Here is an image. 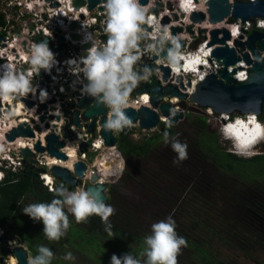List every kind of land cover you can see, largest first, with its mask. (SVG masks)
Wrapping results in <instances>:
<instances>
[{
	"label": "flooded vegetation",
	"instance_id": "flooded-vegetation-1",
	"mask_svg": "<svg viewBox=\"0 0 264 264\" xmlns=\"http://www.w3.org/2000/svg\"><path fill=\"white\" fill-rule=\"evenodd\" d=\"M170 104L185 114L177 124L172 123V133L161 119L163 123L155 132L137 128L139 132L134 134L136 139H148L167 133L170 142L163 140L146 156L128 160L122 154L125 165L107 191L106 204L115 209L110 220L139 237L150 235L153 223L171 216L179 236L205 242L212 249L214 257L207 259L209 264H239L242 258L264 264V176L245 173V169L235 171L233 163L219 158V151H235L223 134V123L216 126L208 108L188 100ZM202 135H206L205 141L200 139ZM174 138L187 144L188 158L179 163H173L177 156L171 148ZM7 232V245L0 247V256H4L3 264H18L13 249L19 244L12 247L14 235ZM191 248L186 247V254L195 253Z\"/></svg>",
	"mask_w": 264,
	"mask_h": 264
},
{
	"label": "clouds",
	"instance_id": "clouds-1",
	"mask_svg": "<svg viewBox=\"0 0 264 264\" xmlns=\"http://www.w3.org/2000/svg\"><path fill=\"white\" fill-rule=\"evenodd\" d=\"M103 8L106 15L104 32L107 39L100 41L88 37L92 42L86 50L87 55L69 59L67 64L71 74L79 77L82 73L87 81L82 85V94L99 99L110 109L104 124L105 129L119 132L132 124L124 111L128 106L130 94L140 81H146L152 75L150 68H144L142 71L135 69L141 56L144 54L160 56L163 53V58L159 62L175 65L181 58V46L176 37L169 36L167 30L161 28L158 20L149 15L148 7L141 5L139 0H103ZM149 27L152 29L151 32L148 31ZM256 29L264 30V25ZM29 59L33 71L37 74L41 69L50 71L56 64L54 53L47 42L43 41L32 46ZM31 75L32 73L27 76L19 73L11 65H0V96L26 95L34 92ZM75 83L76 81L73 82ZM47 95L45 90H41V102ZM220 118L219 121L223 123V134L233 144L235 153L245 157L257 155L255 149L264 141V121L259 115L227 113ZM246 120H249V123H245ZM165 123L172 127L170 120H165ZM164 142L165 144L170 142L167 133ZM171 148L177 154L173 163L188 158L186 143L174 138L171 140ZM0 179H3L2 174ZM49 191L56 197L50 203H32L22 210L33 221L43 223V233L48 240L58 241L70 227L65 207L74 216L76 223L86 222L93 215L99 216L105 225V232L113 236L109 217L114 215L115 209L106 204L99 194L87 190L69 191L66 187L54 186L51 182ZM144 245L141 256L146 257V260L143 264H177V257L182 247L187 246V241L177 234L176 222L169 216L151 225V234L144 238ZM53 255L50 248L41 245L38 247V255L29 258L28 264H50ZM65 259L71 260L74 257L67 253ZM110 264H142V261L131 253L120 257L113 254Z\"/></svg>",
	"mask_w": 264,
	"mask_h": 264
},
{
	"label": "built area",
	"instance_id": "built-area-1",
	"mask_svg": "<svg viewBox=\"0 0 264 264\" xmlns=\"http://www.w3.org/2000/svg\"><path fill=\"white\" fill-rule=\"evenodd\" d=\"M8 1L7 3L4 1L0 2L2 3L0 4V13L5 14L4 20L6 23L5 25L0 24V35L4 37V39L0 41V65H11L17 72L23 73L26 76L29 73H32L30 80L35 91L26 95L13 94L11 96H0V174L3 175V179H0V182L6 178L10 171L14 173H23V160L25 155H23L19 149L22 147H30L32 151L36 153V158L38 160L36 164L37 167L43 169V171L39 172V177L44 181V184L48 187V189L49 182H51L54 186H57L59 183L54 174L51 172V167L54 164H59L74 170L75 163L80 160H84L88 163L89 169L83 177V183L79 184L77 187L66 189L69 191L87 190L85 183L89 178H91V175L94 172V166L97 165L102 167L103 161L110 160L106 157L101 159L104 156V150L108 149L109 152L115 150V152L112 153H116V151L118 152L119 148H111L110 145L107 144L104 136L101 133L102 125L99 122L97 127V137L93 138L87 151L81 152L80 146L82 141H89V139L92 137V134L86 130L84 132H79V137L83 139L76 148L74 141H71L69 136L63 133L62 126L66 123L65 119H63L62 122H58L57 118H51V116L53 114L58 115L60 113L65 115V107H63V102L68 103L74 101L75 98H72L70 94L75 90L81 91V89H78V85L85 84V79L82 73L79 77L70 73L67 61L69 59L86 56L85 52L87 49L83 48V46L87 43L91 44L92 42V40L88 37L95 38L100 41H105L107 39L106 33L104 32L106 22L105 9L99 8V6L103 5V3L95 5L93 9H89L87 2L81 5L79 8H76L73 5V0ZM187 1H191V6L186 8L181 7L183 0H179V3L173 2L172 0H150L149 5L146 6L149 9V15L158 20L161 28L166 29L169 36H171L172 27H183V33L176 36L177 40L181 39L185 41V48L181 50V58L178 61V64L182 66V69L184 68L183 60L185 58L190 59L197 52L201 51L202 48L207 49L208 57L212 50V47L207 48L210 35L204 39L202 36H200L198 31L193 30V33L187 31V27H191L188 25V18H190L192 12L202 9L200 5V8L197 10V4L194 2V0ZM56 2L58 3L57 5H52ZM169 2H172L174 7L173 10L168 9L167 4ZM157 4L161 5V9L158 14L151 11L157 6ZM205 10L206 9L204 8L203 11ZM174 14L178 16L177 21L174 20ZM165 17L170 18V23L166 26H163L162 20ZM74 20L78 21V26L73 30L71 28V23ZM225 20H228V18ZM190 22L193 23L192 21ZM220 23H223V21ZM220 23H210V28L208 29L211 30L215 28V25ZM207 25L208 23L206 22L195 23V28H204ZM263 25L264 18H250L244 22H236L233 20V23L226 27H230L232 36L235 37L238 35V33L235 31V28L239 33H243L241 32L243 28L250 31ZM73 32L81 34L82 37L80 39H73L71 37V33ZM61 35L65 37L64 41H59V36ZM243 35L244 39H246L247 33H243ZM46 36L49 37L47 44L55 55L56 64L50 71L46 72L41 69L37 74L33 71L29 59L31 55V48L34 44L41 42ZM232 41L233 40H228L227 42L229 45L234 46V42L232 43ZM142 47H144V43L141 44V48ZM261 53L264 56V50H262ZM159 61L160 60H153V55L150 54L141 56V59L138 62L143 65V68H137L135 66L137 71H140L141 69L143 70L144 68H149L150 62L157 63L159 66L155 67V69L152 71V75L146 81L139 82L138 86L130 94L128 106L126 108L133 107L140 109L142 106H151V94L148 92L141 93L140 90L137 92L136 90L139 89V87L142 89L145 84L149 83L152 80V76L154 74L157 75V80L162 84L166 85L171 83L177 86H179V83L177 82V76H183V85L186 87L184 93L189 95L193 93L189 92L193 90L195 84L198 81L195 73L192 74L193 72L190 71L185 72L184 69L182 71H178L176 69V65H171L166 62L163 63V65L171 68V75L169 80L164 82L162 77L163 71L160 69L162 63ZM200 66L201 64L199 65L198 69H200ZM195 71L198 72V70ZM203 73H206V71ZM191 74L194 75V77L191 80L192 90H189L187 76ZM201 77L202 76L199 78ZM74 81H76L75 84H73ZM40 88H43V90H45L48 94L46 98L48 102L47 109H41L40 99L38 97V90ZM61 88L63 91H61ZM27 97L36 100L37 104L33 107L30 106L25 99ZM55 98L58 99L56 103H49V100H53ZM186 100L189 101V98ZM164 101L170 104L177 103L180 101V99L174 97ZM53 106H57L58 110H52L51 108ZM158 112L161 114V119H167V117H164V115L162 116V111L160 109H158ZM208 112L210 113V117L221 116L210 108H208ZM44 115L48 116L47 120L51 122L52 128L47 129L45 127V123L41 120L42 116ZM218 119L221 120V118ZM24 121H28L35 129L37 137L18 136L14 140H9L7 134H9L12 129L19 127ZM54 123H57L60 127V130L58 131L60 138L66 139L68 141L67 146L62 148L70 156L68 161H64L57 157H51L47 151L45 153H39L35 149V143L38 140H42L43 146H48L46 136L53 130ZM38 124H40L44 129L42 135L38 131ZM133 126H138V128L144 133L147 132L139 125L131 124L130 127ZM72 128L76 129L77 127L76 125H73ZM85 136H87L86 139ZM21 138L25 139L24 144H21ZM71 149H75V155H72L70 151ZM92 156L94 158H92ZM54 161H56V163ZM71 162H73L72 165ZM61 163L66 164L63 165ZM67 186L68 184L65 187ZM4 234V230L0 228V235ZM10 243H12V240ZM11 246L13 247L14 245Z\"/></svg>",
	"mask_w": 264,
	"mask_h": 264
},
{
	"label": "water",
	"instance_id": "water-1",
	"mask_svg": "<svg viewBox=\"0 0 264 264\" xmlns=\"http://www.w3.org/2000/svg\"><path fill=\"white\" fill-rule=\"evenodd\" d=\"M173 2H179L178 0H172ZM88 3L89 9H93L95 5L103 3V0H73V5L79 8L81 5ZM143 6H148L150 0H139ZM199 3V0H195ZM53 3L52 5H57ZM207 6L205 11H194L190 16V21L193 23L201 22L206 19V13L208 14V20L212 24H217L225 20L227 17H231L234 20H248L250 18H264V0H205ZM169 10H173L172 2L167 4ZM99 8L104 9L103 5ZM161 9V5L157 4L151 11L158 14ZM206 12V13H205ZM174 20H178L176 14L173 15ZM170 23V18L165 17L162 20V25L166 26ZM78 26V21L71 23V28L74 30ZM151 28L148 31L151 32ZM182 27H172L171 37H176L178 34L183 33ZM187 31L193 33L191 27H187ZM207 29L201 28L199 30L200 36L204 39L207 38ZM243 33H247L246 40L243 39L244 35L237 38L234 41V46L228 44V40H231V31L226 27H215L210 30V41L208 47H213L211 50V56L209 57L210 66L202 64L200 70L205 69L206 73L198 78L195 84L193 93L191 95L184 93L186 87H184L182 81L183 76L177 77V82L181 83V88L175 84L168 83L162 84L157 80V75L152 76V80L145 84L140 90L141 93L148 92L151 94L150 103L151 106H142L140 109L133 107L125 108L126 115L131 119L133 125H139L143 130L147 132H155L159 126L163 123L161 120V114L158 112L160 109L165 117H171L172 123L177 124L180 119L184 118L183 112L175 111L173 106L164 100L170 98H178L180 100H186L189 98L190 102H194L205 108H212L217 114H252L262 115L264 113V56L261 51L264 50V32L258 29L242 30ZM73 39H80L82 36L79 33H71ZM4 39L0 35V41ZM49 37L46 36L42 39L43 42H47ZM63 35L59 36V41H64ZM181 50L185 48V41L179 40ZM91 46L87 43L83 48L88 49ZM143 49V47H142ZM87 55V51L85 52ZM142 56H145L142 55ZM163 53L160 56L153 55V60H162ZM162 65L160 67L163 71V81L167 82L171 75V68ZM217 65L215 68L214 65ZM157 63L150 62L149 68L153 71L155 67H158ZM248 66V68H247ZM137 68H143V65L138 62ZM241 70H246L248 76L245 79L237 78V73ZM142 71V69L140 70ZM194 75H188V87L192 86L191 80ZM85 84L87 81H84ZM83 84L78 85V89H82ZM182 89V91H181ZM43 88L38 90V97L40 99V93ZM72 98H75L71 102H63L65 107V115L62 113L58 115H52L51 118H57L58 122H62L65 119V124L62 126L63 133L69 136L71 141H74V145L77 148L83 138L79 137V132L85 130L92 134L89 141H82L80 151L85 152L88 150L93 138L97 137L98 123L102 125L101 133L104 136L106 142L110 147H116L118 149L119 139L116 135V131L107 130L104 127L105 121L108 118L110 109L102 103L99 99H95L86 94H82L81 91L75 90L70 94ZM30 106L37 104L36 100L30 97L25 98ZM58 99L49 100V103L57 102ZM41 109L48 108V102L45 99L41 102ZM52 110H58L57 106H53ZM65 116V117H64ZM48 116H42L41 120L45 123L47 129L52 128V124L47 120ZM76 125V129L72 126ZM60 127L57 123L53 124V130L46 136L48 146H43L42 140H38L35 143V149L39 153H45L46 151L51 157H57L64 161H68L70 156L62 148L67 146L68 141L61 139L58 131ZM38 131L42 135L44 132L43 127L38 124ZM173 127L168 129L169 133H172ZM18 136L25 137H37L35 129L30 125L28 121H24L19 127L12 129L7 137L9 140H14ZM87 136H85V139ZM78 139V140H77ZM19 151L25 155L24 157V169L23 173L29 176H39V172L43 171L42 168L37 167L36 153L32 151L30 147H22ZM118 152L123 157L121 151ZM115 154V153H113ZM93 160V159H92ZM103 165V164H102ZM106 167L115 165L112 161H107ZM103 165V166H104ZM89 169V165L86 161L80 160L75 163L74 170L68 167H64L58 164H54L51 167V172L59 181L58 187H65L67 184L72 188L77 187L83 183V177ZM94 172L91 178L85 183L87 191L94 194H99V197L107 203L109 200L107 191L110 186V182L103 178L100 170V166H94ZM114 177L117 176V171H113ZM0 228L4 230L5 234L0 235V247H5L7 236V227L0 223ZM14 236H11L13 240ZM14 255L18 264H28L29 250L25 246H16L14 249ZM4 256H0V263H4Z\"/></svg>",
	"mask_w": 264,
	"mask_h": 264
},
{
	"label": "trees",
	"instance_id": "trees-1",
	"mask_svg": "<svg viewBox=\"0 0 264 264\" xmlns=\"http://www.w3.org/2000/svg\"><path fill=\"white\" fill-rule=\"evenodd\" d=\"M4 19L5 14L0 13L1 25L6 24ZM259 117L264 121V113ZM197 122L203 124L204 128L207 126V123L199 119ZM138 130L126 127L120 131L118 136V148L128 160L131 157L148 155L164 140V133H160L154 138L145 139L142 136L140 139H136L134 134L139 132ZM200 139L205 141L206 135H202ZM217 155L221 160L233 163L232 166L235 171L245 169V173H257L259 176H264V152L252 157H245L225 150V152L219 151ZM106 158L112 161L114 154L107 155ZM117 160L119 171L121 162L118 157ZM102 163L104 164L106 161ZM0 195V223L7 227L10 234L20 238L22 245H25L32 254V258L38 255V247L43 245L50 248L54 254L50 264H76V262L110 264V258L113 254L120 257L126 253H131L135 258L140 259L142 264L146 260V257L141 256V253L145 247L144 238L149 234L135 237L126 230L125 226L116 225L109 218L113 233V236H109L105 232V225L99 216L93 215L86 222L76 223L74 216L68 212L66 207L64 210L68 214L70 227L58 241L48 240L43 233V223L33 221L22 211L29 204L50 203L52 199L56 198L39 176H27L22 172L10 171L6 178L0 182ZM185 240L187 246L192 247L191 249L195 250V253L186 254L187 246L182 247L181 252L185 255H178L177 264H209L207 259L214 257V252L207 248V243L200 244L188 237ZM67 253H71L74 259H65Z\"/></svg>",
	"mask_w": 264,
	"mask_h": 264
},
{
	"label": "bare ground",
	"instance_id": "bare-ground-1",
	"mask_svg": "<svg viewBox=\"0 0 264 264\" xmlns=\"http://www.w3.org/2000/svg\"><path fill=\"white\" fill-rule=\"evenodd\" d=\"M179 1V0H178ZM191 1H187V0H183V2H182V4H181V7L182 8H186V7H190L191 5V3H190ZM194 2H195V0H194ZM179 3V2H178ZM196 3V2H195ZM197 4V10L200 8V5H201V7H202V9H204V8H206L207 6L205 5V0H199V3H196ZM193 13V12H192ZM206 13V12H205ZM206 19L204 20V21H201V22H206V23H208V25L206 26V27H204V28H206L208 31H207V33H206V35L208 36V35H210V30L208 29V28H210V22H209V20H208V14L206 13ZM191 16V15H190ZM189 17V16H188ZM227 18H229V17H227ZM226 19V18H225ZM234 20V19H233ZM224 21V20H223ZM236 22H238V21H242V20H235ZM201 22H197V23H201ZM212 24V23H211ZM220 24H224V23H220ZM188 25H190L191 26V29L192 30H194V31H198V33H199V30L201 29V28H195V23H191L190 21H189V18H188ZM225 26H226V24H224ZM183 28V27H182ZM229 28V30H230V27H228ZM184 30V29H183ZM231 31V30H230ZM235 31L239 34V32L237 31V29L235 28ZM242 35H243V33H242ZM240 36L241 35H236L235 37H233L232 36V38H231V40H233L232 41V43L237 39V38H240ZM243 39H244V37H243ZM231 40H229V41H231ZM244 40H246V39H244ZM210 41V40H209ZM208 41V42H209ZM207 48H210V47H208V43H207ZM213 48V47H212ZM207 55H208V51H207V49H205V48H202L201 49V51H199V52H197L195 55H193L190 59L189 58H185L183 61H184V71L185 72H187V71H190V72H193L192 74H196V76H197V79L200 77V76H202V75H204L205 73H203L204 71H206L205 69H203L204 71H201L200 69H198V67H199V65L201 64H204V66H205V68L207 67V66H210V63H209V57L211 56V52H210V55L207 57ZM176 65V69L178 70V71H182L183 69H182V66H180L178 63L177 64H175ZM217 65L215 64L214 65V67L213 68H215ZM195 70H198V72H196ZM237 78H239V79H245L247 76H248V72L247 71H245V70H241V71H239L238 73H237ZM178 77V76H177ZM182 83H183V81H182ZM181 86V83H179V87ZM181 88V87H180ZM189 88V90H192L191 89V87H188ZM193 90H194V88H193ZM193 90L191 91V92H189V93H192L193 92ZM210 108V107H209ZM211 110H213L212 108H210ZM227 113H221V115H226ZM256 118V117H255ZM166 120H168V119H166ZM257 120V119H256ZM249 120H246V121H244L245 123H249L248 122ZM257 121H259V120H257ZM249 126H251V125H249ZM21 144H24L25 143V139L24 138H21ZM71 151V153H72V155H75V149H71L70 150ZM75 160V159H74ZM55 163H56V161H54ZM73 164V162H71V165ZM100 170H101V173H102V175H103V177H104V179H109V178H112V177H114V174H113V171H116L113 167H110V168H106L105 166H103L102 165V167H100ZM13 260H14V258L12 259V262H13Z\"/></svg>",
	"mask_w": 264,
	"mask_h": 264
},
{
	"label": "rangeland",
	"instance_id": "rangeland-1",
	"mask_svg": "<svg viewBox=\"0 0 264 264\" xmlns=\"http://www.w3.org/2000/svg\"><path fill=\"white\" fill-rule=\"evenodd\" d=\"M1 1H4L5 3H7L8 0H0V2H1ZM8 3H9V1H8ZM0 4H2V3H0ZM201 10H203V9H201ZM223 23L226 24V26H228L229 24H232V23H233L232 18L229 17L228 20L223 21ZM224 24H218V25H215V27H217V26H220V27H226ZM226 28H227V27H226ZM206 112H207V111H206ZM210 118H211V121H212L216 126H218V124L221 123V122L219 121V119H218V118H220V116H211ZM135 127H136V129L138 128V126H133L132 128H135ZM145 133H147V132H145ZM119 134H120V131H119V132L116 131V135L119 136ZM224 143H225V145L230 146V143H229L228 141H224ZM255 150H256V151H259V152H262V151L264 150V141H263L262 143H260L259 148H256ZM112 152H115V150H112ZM110 154H112V153L109 152L108 149H105V150H104V156H103L101 159H104L107 155H110ZM117 157H118V159H119L120 162H121V168H120V169H122V167L125 165V164L123 163V160H122L120 154L116 151V153L114 154V163H115V165L111 166V167H113L116 171H118V164H119V162H118V160H117ZM105 161H107V160H105ZM105 161H103V162H105ZM67 163H69V162H67ZM61 164L65 165L66 163H61ZM119 167H120V166H119ZM120 169H119V170H120ZM113 178H114V177L109 178V179H106V181L110 182V181H112ZM68 187H69V188H72L71 185H68L66 188H68ZM20 243H21V241L18 240V239L12 240V244H13L14 246L17 245V244L21 245L22 243H21V244H20ZM19 245H18V246H19ZM24 246H25V245H24ZM31 255H32V254L29 252V258H30V259L32 258ZM65 255H66V254H65ZM64 258H65V257H64ZM76 264H83V263H82V262H76ZM239 264H251V263H250V262H247L246 259L242 258V259L239 260Z\"/></svg>",
	"mask_w": 264,
	"mask_h": 264
},
{
	"label": "crops",
	"instance_id": "crops-1",
	"mask_svg": "<svg viewBox=\"0 0 264 264\" xmlns=\"http://www.w3.org/2000/svg\"><path fill=\"white\" fill-rule=\"evenodd\" d=\"M19 240H20V238H19Z\"/></svg>",
	"mask_w": 264,
	"mask_h": 264
}]
</instances>
